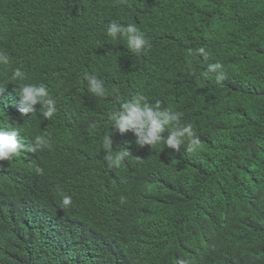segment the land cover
<instances>
[{"label":"trees","instance_id":"1","mask_svg":"<svg viewBox=\"0 0 264 264\" xmlns=\"http://www.w3.org/2000/svg\"><path fill=\"white\" fill-rule=\"evenodd\" d=\"M112 22L146 48L109 38ZM3 55L0 128L24 147L0 161V264H264V0H0ZM24 84L47 87L50 120L18 111ZM136 95L178 112L198 149L115 130L106 148L109 110ZM37 135L50 145L33 152Z\"/></svg>","mask_w":264,"mask_h":264},{"label":"clouds","instance_id":"2","mask_svg":"<svg viewBox=\"0 0 264 264\" xmlns=\"http://www.w3.org/2000/svg\"><path fill=\"white\" fill-rule=\"evenodd\" d=\"M107 36L113 40L119 38L126 41V47L131 53L139 55L148 44L147 39L140 29L135 24H127L124 26L118 22H112L107 26ZM200 53L204 52L201 48ZM10 63L9 57L3 55L0 59V64L7 65ZM208 72L215 73L216 83H221L225 78L223 65L214 63L208 66ZM13 80H23L25 74L20 68H16L12 72ZM88 92L96 97L103 98L107 96L108 90L105 88L104 82L95 75H86ZM19 97L18 111L22 115L34 114L38 110L36 105H41L39 113L47 120H50L57 112L55 100L49 94L47 87L43 84H24L19 89H16ZM107 120L111 124V133H106L103 138V144L106 148L113 147V135L115 132L125 134L131 132L135 137V143L139 148L149 147L150 149L159 144H163L166 149L179 152L181 146L186 145V151L194 152L200 146V139L196 135L190 124H181V116L178 112L171 109L162 108L161 102H149L144 95H136L131 99L119 102V108L115 107L109 110ZM167 133V135H163ZM19 131L16 127L0 128V161H9L14 156L18 155L24 147L18 140ZM50 145L48 138L37 135L34 138L32 151L37 152L43 150ZM142 152H144L142 150ZM123 153L116 156L114 159L110 155H106V159L110 160L111 164L118 167L119 161ZM130 153L125 156L130 158ZM41 169L37 168V172ZM71 198L63 196L62 205L68 206L71 204Z\"/></svg>","mask_w":264,"mask_h":264}]
</instances>
